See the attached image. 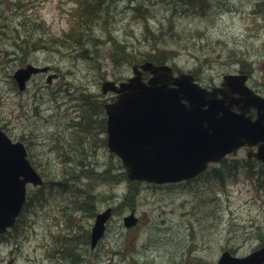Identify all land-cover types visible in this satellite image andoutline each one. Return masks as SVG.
Segmentation results:
<instances>
[{
    "label": "rangeland",
    "instance_id": "374dc122",
    "mask_svg": "<svg viewBox=\"0 0 264 264\" xmlns=\"http://www.w3.org/2000/svg\"><path fill=\"white\" fill-rule=\"evenodd\" d=\"M136 1L149 8V26L168 35L159 37L164 47L176 50L168 62L192 72L202 85L218 84L224 73L237 70L241 62L249 63L245 68H252L253 62L264 57L262 0H114L108 27L127 46L143 52L151 44L144 39V20L133 7ZM71 6L72 0H0V124L12 139L23 141L38 170L71 189L60 192L48 182L42 195L28 186V197L32 195L34 201L24 209L8 240L0 243V264H216L224 249L241 256L257 247L264 235V172L261 164L252 160L254 173L249 175L246 150L240 149L188 182L166 186L142 182L136 226L124 227L122 218L130 210L127 208L107 222L106 233L95 248L80 245L84 250L79 257L80 249L65 253L82 239L94 219L88 212L74 217L76 190L87 191L96 183L89 186L73 178L65 180L64 176L77 173L76 163L71 160L68 164L73 167L66 168L64 174V158H59V153L73 158L81 151L97 169L109 160L118 166V158L110 157L101 140L105 137L104 113H98L87 130L72 125L71 118L82 111L78 106L82 93L109 99L111 94H101V82L132 73L130 64L114 65L109 60V44L100 27L96 33L105 37L97 50L105 67L100 72L89 70L94 68L85 55L72 53L78 51L79 44L71 48L72 52L56 49L61 46L53 35L67 31ZM40 37L43 41L36 46L23 44ZM16 48L20 53H31L21 59ZM28 62L51 65L59 78L46 85L45 75L39 74L24 90H18L12 72ZM260 89L264 91V85ZM123 191L115 185H99L93 211L118 204ZM71 232L77 235L69 242L55 237ZM57 246L59 255L53 251Z\"/></svg>",
    "mask_w": 264,
    "mask_h": 264
},
{
    "label": "water",
    "instance_id": "95a60500",
    "mask_svg": "<svg viewBox=\"0 0 264 264\" xmlns=\"http://www.w3.org/2000/svg\"><path fill=\"white\" fill-rule=\"evenodd\" d=\"M141 67L152 73L147 82L142 79V70L134 65L135 75L127 81L117 85L107 80L102 84L103 91L119 93L114 102L105 104L108 144L121 156L130 178L156 182L189 178L202 171L208 161H217L245 143H258L254 155L264 162V97L210 96L215 91L193 83L192 75L174 76L168 65L149 61ZM45 69L28 64L14 77L24 88L32 72ZM241 84L228 75L223 82L226 89L219 90L232 93ZM234 105L241 111H234ZM250 106L257 108L254 120L246 115ZM25 154L23 145L12 143L0 129V232L14 223L24 201L26 183H42ZM109 215V208L96 215L92 246L102 235ZM124 222L127 226L134 224L133 213ZM263 262L264 244L244 257L223 251L218 260V264Z\"/></svg>",
    "mask_w": 264,
    "mask_h": 264
},
{
    "label": "trees",
    "instance_id": "16d2710c",
    "mask_svg": "<svg viewBox=\"0 0 264 264\" xmlns=\"http://www.w3.org/2000/svg\"><path fill=\"white\" fill-rule=\"evenodd\" d=\"M75 2H76L77 9L70 10L68 13L70 29L67 32H65L61 37L53 35V39H55V37L58 38V41L62 43L60 45H63L65 50L69 49L70 51H71V48L75 46L76 42H81L86 37L88 38L92 37L93 40H99V38L96 37L92 33V26L100 23L99 19H101L104 23H106V19L108 18L109 4L107 3V1L105 5L103 4L104 0H75ZM133 7L135 8L136 12H138L144 20V29H143L144 39L148 40V42L150 44H153V46L149 50H145L143 52H138L137 54H135L129 49V47L126 45L124 41H121L117 37L115 38L111 36L112 34L109 31L110 45L112 48L111 54H112L113 59L118 60V58L124 57L126 58L127 62H132L134 59L135 60L151 59V60H154L155 62L166 61L175 52L172 49L165 48L164 46L166 44L160 41L159 39L165 38L168 35L164 34L163 32H157L149 26L148 21H147L148 20L147 17L149 14V8L145 6L143 2L136 1ZM33 42L39 43V39L34 40ZM28 44L31 46L34 45L33 43H30V42ZM90 109L92 110V108ZM248 165H249V171H251L252 165L250 163H248ZM69 167H72V166L70 164H64L63 171H65L66 168H69ZM84 172L96 173L95 176L102 178V179H104V177H108L111 179H116L118 181V180H124L123 178H125L124 172H118L117 174H114L112 173L111 168L105 169L102 173L94 170V168H86ZM214 172L220 176H223L222 174H220L219 169L217 168H214ZM139 185L140 183L138 181L127 182V191L124 195L125 204H128L130 206L134 205L135 198L139 192ZM37 191H39V189ZM37 202L42 203L40 201H37ZM75 203L81 209L85 208V205H86L85 196L77 197L75 199ZM76 235L77 234L74 232L67 234L62 238V242H65V241L69 242ZM6 238L7 236L0 235V242L1 240L6 239ZM87 243H88V230L84 231V235H82V239L76 243H73V245L69 246L65 250V253L70 254L75 249H80V251L76 254V256L79 257V253L82 254L83 253L82 251L84 250L83 247L79 248V246L85 245V248H86ZM59 246L56 247V251L58 253H59Z\"/></svg>",
    "mask_w": 264,
    "mask_h": 264
},
{
    "label": "bare ground",
    "instance_id": "6f19581e",
    "mask_svg": "<svg viewBox=\"0 0 264 264\" xmlns=\"http://www.w3.org/2000/svg\"><path fill=\"white\" fill-rule=\"evenodd\" d=\"M107 3H111V0H106ZM106 1L104 0V2L106 3ZM209 8V6H208ZM76 44H79L80 47L78 49L77 52H72L76 57H82V56H86L87 60H88V64L91 63L92 67L94 69L89 68L90 71L92 72H100L102 70V68H105L102 66V62L99 59V56L97 55V50L99 45L101 44L99 40H93L92 37H86L84 38L81 42H76ZM37 48L34 49V51ZM17 53L19 54L21 59H24V56L28 55L31 52H24V53H20L18 52L17 48H16ZM82 52V53H80ZM118 61L120 64H125L127 63L126 58H118ZM108 64H110L111 62L108 60L107 62ZM91 67V66H90ZM51 83H46V85H50ZM70 93H72V91H69ZM93 96L89 93H82L80 96Z\"/></svg>",
    "mask_w": 264,
    "mask_h": 264
},
{
    "label": "flooded vegetation",
    "instance_id": "af4514ba",
    "mask_svg": "<svg viewBox=\"0 0 264 264\" xmlns=\"http://www.w3.org/2000/svg\"><path fill=\"white\" fill-rule=\"evenodd\" d=\"M254 70H259V74L256 72H253ZM235 73L237 74H246L247 75V84L250 88H252L257 93L264 95V91L259 89V85H263L264 83V63L257 62V67H255L253 70L251 69H239ZM259 76V77H258ZM258 77V78H257Z\"/></svg>",
    "mask_w": 264,
    "mask_h": 264
}]
</instances>
